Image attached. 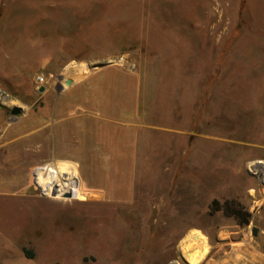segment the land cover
<instances>
[{"label": "rangeland", "instance_id": "1", "mask_svg": "<svg viewBox=\"0 0 264 264\" xmlns=\"http://www.w3.org/2000/svg\"><path fill=\"white\" fill-rule=\"evenodd\" d=\"M260 165L264 0H0V264H262Z\"/></svg>", "mask_w": 264, "mask_h": 264}, {"label": "bare ground", "instance_id": "2", "mask_svg": "<svg viewBox=\"0 0 264 264\" xmlns=\"http://www.w3.org/2000/svg\"><path fill=\"white\" fill-rule=\"evenodd\" d=\"M256 169L258 171L264 170V166H256ZM68 175V172H64V177L61 181L65 182L68 178ZM42 182L43 183L40 185V190L42 195L47 197L51 193V183H49L50 181L44 180ZM178 251L181 255H183V257L186 258L188 264H200L205 259V256L208 252V245L205 238L200 233L198 234L191 232L183 240H181L178 245Z\"/></svg>", "mask_w": 264, "mask_h": 264}, {"label": "trees", "instance_id": "3", "mask_svg": "<svg viewBox=\"0 0 264 264\" xmlns=\"http://www.w3.org/2000/svg\"><path fill=\"white\" fill-rule=\"evenodd\" d=\"M223 213L237 220L241 225H247L249 221V213L242 210L241 206L235 202H227L221 204L219 208ZM29 254L25 253L28 259H31Z\"/></svg>", "mask_w": 264, "mask_h": 264}, {"label": "crops", "instance_id": "4", "mask_svg": "<svg viewBox=\"0 0 264 264\" xmlns=\"http://www.w3.org/2000/svg\"><path fill=\"white\" fill-rule=\"evenodd\" d=\"M254 253V251H252L251 250V252H245V253H242V255L244 256V257H246L247 259H249L251 262L249 263V264H257V260H258V257H255V255L253 254ZM209 255V252H207V256ZM241 255V253H236V252H232L231 254H230V257H229V259H228V262H227V264H239V263H237V261H238V259H239V256ZM257 258V259H256ZM264 259H261L260 261H261V263L263 264L264 263V261H263Z\"/></svg>", "mask_w": 264, "mask_h": 264}, {"label": "water", "instance_id": "5", "mask_svg": "<svg viewBox=\"0 0 264 264\" xmlns=\"http://www.w3.org/2000/svg\"><path fill=\"white\" fill-rule=\"evenodd\" d=\"M43 91H44L43 88L39 89V93H42ZM21 112H22V109L20 107H13L10 111V115L11 116H17V115L21 114ZM253 235H255V231L253 232Z\"/></svg>", "mask_w": 264, "mask_h": 264}, {"label": "built area", "instance_id": "6", "mask_svg": "<svg viewBox=\"0 0 264 264\" xmlns=\"http://www.w3.org/2000/svg\"><path fill=\"white\" fill-rule=\"evenodd\" d=\"M36 82L39 83L40 85L45 84L47 82V78L42 75H39L36 77ZM250 171L251 170L249 169V172Z\"/></svg>", "mask_w": 264, "mask_h": 264}]
</instances>
